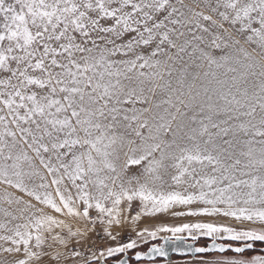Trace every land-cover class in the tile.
<instances>
[{
    "label": "snow or ice",
    "instance_id": "6c2138e0",
    "mask_svg": "<svg viewBox=\"0 0 264 264\" xmlns=\"http://www.w3.org/2000/svg\"><path fill=\"white\" fill-rule=\"evenodd\" d=\"M162 213L198 219L136 235L264 264V0H0V264H106Z\"/></svg>",
    "mask_w": 264,
    "mask_h": 264
},
{
    "label": "rangeland",
    "instance_id": "374dc122",
    "mask_svg": "<svg viewBox=\"0 0 264 264\" xmlns=\"http://www.w3.org/2000/svg\"><path fill=\"white\" fill-rule=\"evenodd\" d=\"M198 218L195 217H176L172 216L170 214H158L156 217H149V218H142L140 222H137V224L133 225L131 223V220L128 221V225L125 226L122 230H120V236L118 238V241H110L106 239H100L99 236L93 234L91 239L96 242V244L99 247H106V246H112L115 247L118 243H126L130 239H136L138 247L136 249H130L127 252L129 254L135 253L137 250H146L150 243L158 242L160 241V237L162 235H171V233L167 232H161L158 233L157 238L155 240H152L151 238H147V242H145L144 238L138 237L136 233L140 230H142L144 227H148L150 230H154L156 227H159L161 225L165 226H179L183 223H194L197 222ZM205 222H208L211 220L212 222H227L232 223L236 227H241V225L238 222L235 221H225L221 220V218H204ZM245 226H258V225H245ZM179 236H188L187 233H179L177 234ZM211 239L207 237H200L198 244L199 245H206ZM257 247H264V242H256L255 244ZM251 255H264V252L260 251L259 249L250 250ZM87 255V253H86ZM124 255V253H118L115 256L107 257L106 261L109 262L110 260H116L121 258ZM199 256V255H198ZM208 258V257H206ZM110 264V263H109ZM131 264H199V261L196 257H180L175 258L172 262H167L164 260H157L154 262H135L131 261Z\"/></svg>",
    "mask_w": 264,
    "mask_h": 264
},
{
    "label": "water",
    "instance_id": "95a60500",
    "mask_svg": "<svg viewBox=\"0 0 264 264\" xmlns=\"http://www.w3.org/2000/svg\"><path fill=\"white\" fill-rule=\"evenodd\" d=\"M163 237H171V235H162L160 237V241L150 243L146 250H137L133 254H129L128 252H126V253H124V255L121 258L113 260L111 263L112 264H120V261H127V264H131V259L137 263H139V262H154L157 260H164L167 262H172L174 260L175 256H178V257H187V256L196 257L198 255H201V254L193 255V253L188 250L189 245L194 248V247H203L206 245L210 246L212 243V241H209L206 245H199L198 244L199 239L193 241L188 236H182V237H184L183 240H176V241L170 240V242L165 245L164 241L162 239ZM152 245H163L165 247L168 255L165 257L156 256L154 261H149L147 259L137 261L136 260V253L137 252L147 253ZM177 248L183 249V251H177L176 250ZM255 249H259L260 251L264 252V247H257L256 245H254L253 249H251V250H255ZM106 264H109V262L106 261Z\"/></svg>",
    "mask_w": 264,
    "mask_h": 264
},
{
    "label": "flooded vegetation",
    "instance_id": "af4514ba",
    "mask_svg": "<svg viewBox=\"0 0 264 264\" xmlns=\"http://www.w3.org/2000/svg\"><path fill=\"white\" fill-rule=\"evenodd\" d=\"M112 261H113V260H110L109 263L112 264V263H111ZM131 261H133V260L131 259Z\"/></svg>",
    "mask_w": 264,
    "mask_h": 264
},
{
    "label": "trees",
    "instance_id": "16d2710c",
    "mask_svg": "<svg viewBox=\"0 0 264 264\" xmlns=\"http://www.w3.org/2000/svg\"><path fill=\"white\" fill-rule=\"evenodd\" d=\"M175 258H180V257H178V256H175Z\"/></svg>",
    "mask_w": 264,
    "mask_h": 264
}]
</instances>
